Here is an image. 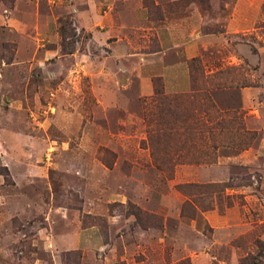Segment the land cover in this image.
<instances>
[{
  "label": "rangeland",
  "instance_id": "rangeland-1",
  "mask_svg": "<svg viewBox=\"0 0 264 264\" xmlns=\"http://www.w3.org/2000/svg\"><path fill=\"white\" fill-rule=\"evenodd\" d=\"M0 264H264V0H0Z\"/></svg>",
  "mask_w": 264,
  "mask_h": 264
},
{
  "label": "trees",
  "instance_id": "trees-1",
  "mask_svg": "<svg viewBox=\"0 0 264 264\" xmlns=\"http://www.w3.org/2000/svg\"><path fill=\"white\" fill-rule=\"evenodd\" d=\"M198 2L202 3V0H198ZM154 97L156 99L155 101H157L156 104H158V105H161L162 102L163 103L164 102L177 103V101H176L177 97L172 96V98H171L170 96L166 95L164 93L162 87H159V86H157V87L155 86V88H154ZM194 109L191 111L188 110L183 115H175L174 122H179L182 124V126H185V124L187 125L188 121L191 120L192 122H194L192 124L194 127L193 135H196V138L199 140L200 144L202 146H204L203 148L211 146V141L213 140V136H214L215 131H216V128L212 125L213 119L206 109H204L202 107H197ZM168 111H170V110L168 109ZM193 111H194V113H193ZM161 113H163L162 109H161ZM200 113H204V115H199ZM171 114H172V112H171ZM162 120H163V118H160V120H158V123L163 124L164 122ZM169 129H171V127ZM184 129H185L184 131L186 132V130L188 129V126H185ZM158 130L162 131V127L161 128L159 127ZM172 131H175V130L173 129ZM151 132H152V130H151ZM162 134H164V132L160 133V135H162ZM175 134H177V132H175ZM212 147L215 148V145H213Z\"/></svg>",
  "mask_w": 264,
  "mask_h": 264
}]
</instances>
